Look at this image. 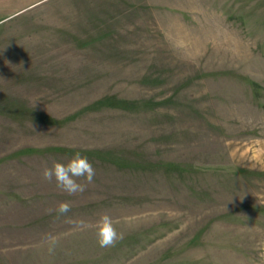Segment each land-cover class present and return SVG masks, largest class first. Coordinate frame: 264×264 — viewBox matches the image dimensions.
I'll use <instances>...</instances> for the list:
<instances>
[{
  "label": "rangeland",
  "instance_id": "374dc122",
  "mask_svg": "<svg viewBox=\"0 0 264 264\" xmlns=\"http://www.w3.org/2000/svg\"><path fill=\"white\" fill-rule=\"evenodd\" d=\"M0 264H264V0H0Z\"/></svg>",
  "mask_w": 264,
  "mask_h": 264
},
{
  "label": "clouds",
  "instance_id": "9594fccd",
  "mask_svg": "<svg viewBox=\"0 0 264 264\" xmlns=\"http://www.w3.org/2000/svg\"><path fill=\"white\" fill-rule=\"evenodd\" d=\"M42 176L46 181L55 180L56 186L68 195H76L85 191L88 184H91L95 177V169L87 156L75 152L67 161L54 162L51 167H45ZM83 180L84 183L78 182ZM71 211V204L62 201L57 205L56 212L66 216ZM76 226L81 230L92 227L88 222L80 220ZM97 243L101 248L114 247L123 235L117 231L113 218L107 213L100 215L95 224Z\"/></svg>",
  "mask_w": 264,
  "mask_h": 264
},
{
  "label": "trees",
  "instance_id": "16d2710c",
  "mask_svg": "<svg viewBox=\"0 0 264 264\" xmlns=\"http://www.w3.org/2000/svg\"><path fill=\"white\" fill-rule=\"evenodd\" d=\"M108 99H109V97H106V98H104L100 102L101 103H103V102L104 103H109V104L113 105L112 102L107 101ZM100 102H98V103H100ZM41 119L44 120L45 122L49 123V124L58 123L60 121V120L54 119V118H52L50 116H42ZM41 149L42 148H28V151H32V152H35V151H44V150H41ZM63 149H65V148H63Z\"/></svg>",
  "mask_w": 264,
  "mask_h": 264
}]
</instances>
